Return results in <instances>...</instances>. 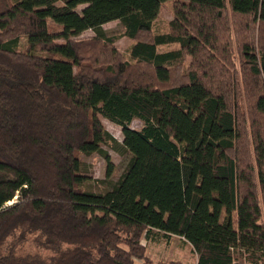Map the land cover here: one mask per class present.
Here are the masks:
<instances>
[{
    "label": "trees",
    "instance_id": "16d2710c",
    "mask_svg": "<svg viewBox=\"0 0 264 264\" xmlns=\"http://www.w3.org/2000/svg\"><path fill=\"white\" fill-rule=\"evenodd\" d=\"M114 20L128 56L102 28ZM106 144L128 164L85 190L79 156L100 153L110 175ZM27 234L68 246L17 254ZM172 235L196 264L264 247V0H0V264H185L148 255Z\"/></svg>",
    "mask_w": 264,
    "mask_h": 264
},
{
    "label": "rangeland",
    "instance_id": "374dc122",
    "mask_svg": "<svg viewBox=\"0 0 264 264\" xmlns=\"http://www.w3.org/2000/svg\"><path fill=\"white\" fill-rule=\"evenodd\" d=\"M86 5H80L77 8L78 12L82 10ZM172 19V14L169 10V3L167 8L164 7L159 18L155 22V30L157 32H166L169 29V21ZM50 28L52 32L62 31V26L55 24L52 19H50ZM105 34L107 36H119L116 46L120 51H122L127 56L130 52V47L132 46V40L124 35L125 27L120 20H114L108 23H105L102 26ZM96 35L94 30H86L80 35L72 36V39H86L91 38ZM27 46V38L22 37L20 39V49L25 50ZM171 48L170 46H161L160 51H164ZM101 120L105 128L112 134V136L118 140L119 143L123 141V132L122 126L105 116L101 117ZM141 121L136 120L132 127H139ZM103 148L107 151L112 171L110 175L108 174V161L100 153L92 154H81L79 157L84 163L83 173L88 177V179L81 185L85 190L92 192H105L113 183L121 176L125 170L130 154L124 151L122 148L113 147L111 145H103ZM16 202V199L7 203V205H12ZM35 235L27 234L25 241L17 246L16 253L26 256H36L40 255L42 257H50L57 254L60 250L67 248V244L61 245L59 249H46L34 241ZM12 237L10 238V240ZM148 247V255L154 259L158 260H180L185 264H196V253L193 250V247L190 243L186 242L181 236L172 235L170 237H158L154 240L147 241L145 240Z\"/></svg>",
    "mask_w": 264,
    "mask_h": 264
},
{
    "label": "built area",
    "instance_id": "2783aa9c",
    "mask_svg": "<svg viewBox=\"0 0 264 264\" xmlns=\"http://www.w3.org/2000/svg\"><path fill=\"white\" fill-rule=\"evenodd\" d=\"M229 250L233 257L230 264H264V247L253 250L240 244H233Z\"/></svg>",
    "mask_w": 264,
    "mask_h": 264
}]
</instances>
